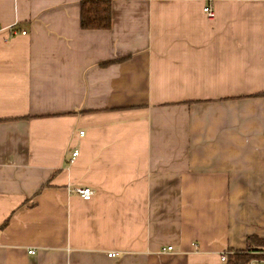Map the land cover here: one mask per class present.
<instances>
[{
	"label": "crops",
	"instance_id": "0c3cea01",
	"mask_svg": "<svg viewBox=\"0 0 264 264\" xmlns=\"http://www.w3.org/2000/svg\"><path fill=\"white\" fill-rule=\"evenodd\" d=\"M80 1L0 0V264H225L264 238V0Z\"/></svg>",
	"mask_w": 264,
	"mask_h": 264
},
{
	"label": "trees",
	"instance_id": "16d2710c",
	"mask_svg": "<svg viewBox=\"0 0 264 264\" xmlns=\"http://www.w3.org/2000/svg\"><path fill=\"white\" fill-rule=\"evenodd\" d=\"M111 25V3L109 0H81L80 26L84 29H108ZM264 95V93H259ZM258 94V95H259ZM264 263V238L248 235L245 250L228 251L225 264Z\"/></svg>",
	"mask_w": 264,
	"mask_h": 264
},
{
	"label": "built area",
	"instance_id": "2783aa9c",
	"mask_svg": "<svg viewBox=\"0 0 264 264\" xmlns=\"http://www.w3.org/2000/svg\"><path fill=\"white\" fill-rule=\"evenodd\" d=\"M203 12L207 16L208 19H212L215 15L214 8L209 2L203 6ZM24 32L25 31H22V33H24ZM82 133L83 132L81 131L80 134H82ZM76 154H77V151L76 150L73 151L72 157L75 156ZM71 190L74 193L78 194L84 200H88L93 194V190L87 186H75ZM171 248H172L171 246H167V247H165V250H171ZM162 250H164V248H162ZM29 252H33V250H30ZM108 256H115V253L110 252V253H108ZM225 258H226V253H222L220 255V259L222 261H225Z\"/></svg>",
	"mask_w": 264,
	"mask_h": 264
}]
</instances>
